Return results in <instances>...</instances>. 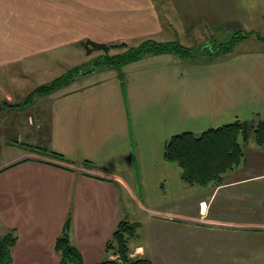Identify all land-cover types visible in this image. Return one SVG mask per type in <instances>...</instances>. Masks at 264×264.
I'll return each instance as SVG.
<instances>
[{
	"label": "crops",
	"instance_id": "1",
	"mask_svg": "<svg viewBox=\"0 0 264 264\" xmlns=\"http://www.w3.org/2000/svg\"><path fill=\"white\" fill-rule=\"evenodd\" d=\"M166 28L264 36V0H0V101L85 52L87 40L167 41ZM251 38L211 62L152 54L124 65L123 81L110 68L78 77L40 97L50 105L46 134L28 120L31 107L0 106V149L19 146L0 160V234L17 236L12 264H60L68 217L72 244L98 263L135 213L149 230L132 255L154 264H264V145L245 144L218 185L186 184L164 157L176 133L264 117V43Z\"/></svg>",
	"mask_w": 264,
	"mask_h": 264
},
{
	"label": "trees",
	"instance_id": "2",
	"mask_svg": "<svg viewBox=\"0 0 264 264\" xmlns=\"http://www.w3.org/2000/svg\"><path fill=\"white\" fill-rule=\"evenodd\" d=\"M255 35L264 43V36L256 31H236L223 35H207L206 39L195 45H187L179 40L161 41L145 38L134 44L121 42H96L87 40L82 43L86 55L99 52L95 57L80 65L71 67L66 73L47 83L38 85L30 97L49 95L68 85L78 77L91 74L96 70L110 68L116 70L123 81V66L147 55L174 53L183 60L211 62L231 53L235 48ZM120 49L117 52L112 50ZM28 103V102H27ZM18 103H3L0 106L19 107ZM249 141L264 145V117L250 120L238 119L218 127L209 128L200 134L192 131L172 135L166 142L164 157L176 162L181 168L182 180L188 185L220 184L225 173L237 168L244 158V146ZM32 150L52 157L65 159L63 154L48 147L33 146ZM84 165L96 166L85 160ZM71 218L65 222L62 233L56 240V249L61 255L60 264H86L80 251L70 239ZM139 221L121 219L111 238L106 243V257L93 264H154L140 255H132L130 243L138 236ZM17 242L14 232L0 234V264H12V247Z\"/></svg>",
	"mask_w": 264,
	"mask_h": 264
},
{
	"label": "rangeland",
	"instance_id": "3",
	"mask_svg": "<svg viewBox=\"0 0 264 264\" xmlns=\"http://www.w3.org/2000/svg\"><path fill=\"white\" fill-rule=\"evenodd\" d=\"M160 1L161 0H158V2H160ZM161 5L162 4H160V7H161ZM164 35L167 38H170V40H179L181 43H184L187 45H193V44L197 45V44L203 42L207 37V36H205V37L196 36L193 38L192 36H189L187 33H184V32L178 33L176 31L172 30V28H166ZM250 37H252V38L248 41V44L249 45H257L258 40H257L256 36L252 35ZM116 42H121V41H116ZM126 42H128V44H134L135 43L134 41H126ZM119 50L120 49H115V50H112V52H117ZM98 53L99 52L93 53L91 56H89V59H91L92 57H95ZM87 60H88V57L86 56L85 52L80 51L79 53H76L72 59L64 60L63 62H58V66L54 67L52 73H46L43 75V77H39L36 73H34L32 75V77L29 78L28 85L20 86L19 90H18V87H16V85H12L10 88L12 90L18 92V95H19V97L17 96V98L13 99L12 103L21 104V105H19V107H21V106L22 107H27V106L31 107L32 110L29 109L28 111H30L33 115H31L28 120L31 122V124L33 123L36 126L41 125L39 129H41V131H43V133L46 134V132L48 131V125L50 122L49 101L46 99H40L41 96H38V94H35L34 98H33V96L30 97L31 93L33 92V90L38 85H40L41 82H43V81L49 82L52 79L62 75L63 73H66L71 67H73L75 65H80ZM55 65H57V64H55ZM14 69L20 70L21 67H16ZM97 71H99V70H96L95 72H97ZM2 80H3V78H2ZM47 82H44V83H47ZM6 85L9 86L10 84L6 83ZM3 102H6V101H0V104ZM8 107H13V106H7V108ZM37 113L40 116L36 117L35 114H37ZM1 121H3V120H1ZM15 121L16 120L14 119L13 123H15ZM6 123L10 124L11 120L7 119ZM198 134H200V133H198ZM15 147H19V146L15 145ZM15 147H13V145L9 144L8 147L0 149V160L4 157V152L12 154V152L15 151V149H16ZM132 216H133L132 217L133 220H135V221H138L139 219H141L139 213H135ZM148 230L149 229L147 228V226H144L143 228L141 227L138 230V236L131 241L130 245L135 246L138 244H144L147 246L146 237L148 234ZM150 245L152 247H156L154 244H150ZM245 262H247V261H245ZM235 264H243V262L242 261H235ZM250 264H254V261H250Z\"/></svg>",
	"mask_w": 264,
	"mask_h": 264
}]
</instances>
